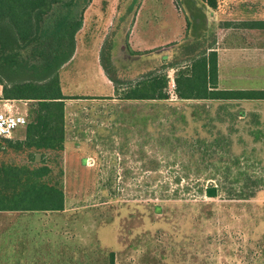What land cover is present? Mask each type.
<instances>
[{
	"label": "rangeland",
	"instance_id": "rangeland-1",
	"mask_svg": "<svg viewBox=\"0 0 264 264\" xmlns=\"http://www.w3.org/2000/svg\"><path fill=\"white\" fill-rule=\"evenodd\" d=\"M221 2L222 19L234 26L219 37V87L264 90V31L240 28L264 21V0ZM118 4L93 0L87 10L83 27L94 31L100 52L112 38ZM186 18L189 38L200 37V11L184 13L176 0H142L129 45L178 43L186 36ZM81 36L85 41L86 34ZM124 37L114 53L119 66L133 62L121 45ZM175 76L167 72L169 101H122L114 93L71 102L97 108L81 122L100 127L102 139L94 141L90 131V145L64 157L65 211L0 215V264H110L112 253L115 264H264V102L179 101ZM0 101H6L1 86ZM25 108L16 103L13 111L24 114ZM0 144V163L33 166L46 160ZM238 176L246 182L241 188L256 189L255 198L225 199L222 178L240 186L233 183ZM213 188L217 196L210 198Z\"/></svg>",
	"mask_w": 264,
	"mask_h": 264
},
{
	"label": "trees",
	"instance_id": "trees-1",
	"mask_svg": "<svg viewBox=\"0 0 264 264\" xmlns=\"http://www.w3.org/2000/svg\"><path fill=\"white\" fill-rule=\"evenodd\" d=\"M92 1L0 0V86L5 100L31 101L26 139H0V143L4 142L14 151L26 152L28 157L41 154L46 158L33 166L0 163V213L65 211L62 164L66 151L65 101L68 98L62 94L60 72L76 53L77 36ZM141 3L142 0H119L112 38L110 35L100 52L102 69L118 95L121 93L119 99L169 101L167 72L173 70L176 72L175 95L179 101L264 102V90H222L219 87V37L234 26L222 19L221 0H176L177 8L184 13L194 14L195 10L203 13L201 36L189 38L192 25L186 18V36L182 41L137 52L130 47L128 37ZM241 26L264 31V21L245 22ZM123 35L121 45L126 47L133 62L119 66L114 53L118 37ZM168 49L173 51L166 55ZM132 70L139 73L132 74ZM0 147L3 150L1 144ZM239 176L233 183H241L240 186L232 187L227 178H222L220 186L225 199L255 198L256 189L241 188L246 182ZM203 193L200 190V194ZM109 260L110 264H115L114 253Z\"/></svg>",
	"mask_w": 264,
	"mask_h": 264
},
{
	"label": "crops",
	"instance_id": "crops-1",
	"mask_svg": "<svg viewBox=\"0 0 264 264\" xmlns=\"http://www.w3.org/2000/svg\"><path fill=\"white\" fill-rule=\"evenodd\" d=\"M118 5L116 6L117 9ZM89 10V9H88ZM87 13L85 18L87 17ZM111 14V13H110ZM111 16H114L112 13ZM85 27L82 28L80 31L79 39L77 40V49L73 59L65 65L61 72V88L62 94L65 98H68L65 101V157L67 158L69 154H79V149L82 147H87L90 145L91 138H89L90 131L91 133L95 134L94 141L97 138L102 139V130L101 128H94L92 126L86 128L82 126V115L88 113L91 117L96 114V109L94 107H76L72 106L71 102L78 101V103L82 102H92L97 101L98 99H107L112 98L116 89L113 83L107 78L105 75L101 63H100V49L101 45L95 40L94 31L89 29L87 32ZM134 31V29H133ZM225 32V31H224ZM86 34L85 41L82 39L81 34ZM133 34L130 36V42L133 43ZM82 39V40H80ZM95 42L93 43V41ZM219 44V42H218ZM164 46V45H163ZM162 46V47H163ZM134 51L137 52H145L151 51L154 49H158L161 47H154L152 49H140V47L134 48L131 46ZM92 49L94 52L88 54L89 50ZM218 52V49H217ZM219 55V54H218ZM221 81V69H220V62H219V83ZM87 84V85H86ZM88 88L87 93H85L84 88ZM81 90L84 91L82 95H75L73 94V90ZM67 92V93H66ZM78 98V99H76ZM9 101H16L18 104H22L25 108L24 114L27 113L29 115V105L31 101H18V100H9ZM92 117V118H93ZM20 135L18 134V138L13 136L12 139H16L17 141H24L27 136V127L18 129ZM73 148V149H70ZM87 163V159L82 160V164L85 165ZM2 215V213H0Z\"/></svg>",
	"mask_w": 264,
	"mask_h": 264
},
{
	"label": "built area",
	"instance_id": "built-area-1",
	"mask_svg": "<svg viewBox=\"0 0 264 264\" xmlns=\"http://www.w3.org/2000/svg\"><path fill=\"white\" fill-rule=\"evenodd\" d=\"M174 84V82H173ZM175 88V86L173 85ZM16 101H0V139H12L14 133L20 128L29 125V115L14 112Z\"/></svg>",
	"mask_w": 264,
	"mask_h": 264
},
{
	"label": "water",
	"instance_id": "water-1",
	"mask_svg": "<svg viewBox=\"0 0 264 264\" xmlns=\"http://www.w3.org/2000/svg\"><path fill=\"white\" fill-rule=\"evenodd\" d=\"M39 158V156L37 157V159ZM207 195L210 197V198H214L217 196V190L215 188L213 189H209L208 192H207Z\"/></svg>",
	"mask_w": 264,
	"mask_h": 264
}]
</instances>
